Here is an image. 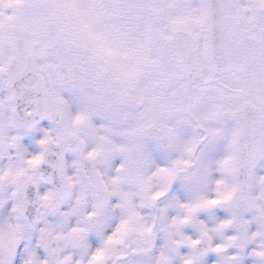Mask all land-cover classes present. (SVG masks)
<instances>
[{"label":"snow or ice","instance_id":"snow-or-ice-1","mask_svg":"<svg viewBox=\"0 0 264 264\" xmlns=\"http://www.w3.org/2000/svg\"><path fill=\"white\" fill-rule=\"evenodd\" d=\"M75 103L0 118V264H264V177L243 207L216 145H119Z\"/></svg>","mask_w":264,"mask_h":264},{"label":"rangeland","instance_id":"rangeland-1","mask_svg":"<svg viewBox=\"0 0 264 264\" xmlns=\"http://www.w3.org/2000/svg\"><path fill=\"white\" fill-rule=\"evenodd\" d=\"M50 12L59 19L61 28L74 29L78 37L89 47H95L99 51L100 59L111 68H117V76L122 75L126 68L121 62L123 56L127 58V69L129 71L139 70L137 74L141 78L140 93L143 97L153 99L157 97V103L167 107H173L179 97L177 91L179 86H185L177 77L176 63L169 50H166L163 42L158 36H151L154 29L159 30L151 20L147 7L142 0H48ZM165 18L172 26L187 31L196 49L197 65L201 75L208 74L209 68L206 57L201 49V36L204 38L205 23L204 16L199 9L197 0H187V3H178L174 0H160ZM251 4L252 0H241ZM234 13L238 10V4L233 8ZM180 14L187 15L185 19ZM43 15L37 9L33 0H0V37H9L10 31L20 29L24 36L34 44V59L37 65H44L47 61H63L61 49L51 52L46 51L43 36ZM145 27H150L151 32L147 35ZM65 59L74 68L75 76L81 72L78 60L73 52L65 51ZM243 75L239 79L246 87V92L250 93L253 100L264 109V67L262 62L254 56H246L242 65ZM71 79V82H70ZM171 79V81H170ZM96 82V81H95ZM98 83V82H96ZM74 85H78L80 90H73ZM81 77L77 79L69 78V85L64 88L65 95L77 92H88V88ZM4 91V89H3ZM0 92V101L5 93ZM61 92L62 89H59ZM95 92V91H94ZM188 91H181V103L174 111L172 117L161 118V123L174 126L178 130L185 129L186 121L185 106ZM167 99V105L164 99ZM177 98V99H176ZM90 105L93 103L89 99ZM96 102V99L94 100ZM100 102V101H99ZM111 106L117 103L111 99ZM200 105L195 110V118L202 125H208L212 118H220L219 112L214 110L211 102L199 101ZM152 109V108H151ZM216 111V112H214ZM1 112V111H0ZM73 112L81 113L79 102L74 104ZM115 115H120V109H113ZM127 117V115H125ZM137 117V116H134ZM218 124H222L218 120ZM110 128L118 129L122 132L121 141L115 142L131 148H138L150 141L137 135L138 128H126L119 124L110 125ZM191 132V126H189ZM226 135H232V130L223 129ZM183 134L177 132V136ZM117 137V136H115ZM181 139V137H177ZM118 139V137H117ZM153 145V144H152ZM179 148L178 143H174L173 150ZM177 157L179 155L175 153ZM228 165L232 164V154L227 156ZM264 164V163H263ZM257 177H264V172H257ZM257 181H259L257 179ZM258 192V190H257Z\"/></svg>","mask_w":264,"mask_h":264},{"label":"flooded vegetation","instance_id":"flooded-vegetation-1","mask_svg":"<svg viewBox=\"0 0 264 264\" xmlns=\"http://www.w3.org/2000/svg\"><path fill=\"white\" fill-rule=\"evenodd\" d=\"M44 1L48 3V0ZM233 3L236 5L238 4V10L236 13H234L233 10L232 13V41L234 46L239 50L243 62L246 56L258 57L264 52V0H252L251 4H247L241 0H235ZM155 24L159 30L154 29L151 36H158L163 42L166 50L170 52L172 34L177 28L172 27L168 21H165L161 25ZM145 29L147 35H149L148 32H151V28L145 27ZM24 41L26 43H31L27 38H24ZM79 42L81 44V50L71 47H69V49L74 52L76 57L80 58L78 64L84 75L92 79L91 91L86 99L92 101L96 99V102H93L95 104L87 106L85 109H90L93 116L100 118L98 122L102 124L105 134L109 138H112L114 135L122 134L120 130L110 128V125L113 124H119L126 128H138V136L143 135V130L147 126L159 127L158 120L161 119L162 112L159 107L152 106L154 103L149 101L150 98L148 101L143 99L140 93L141 78L137 75L140 71H129L127 69V58L123 56L121 64L126 69L122 71L121 76H117V68H111L106 65L100 59L97 48L87 46L81 39H79ZM48 49L58 50L60 48L55 49L49 47ZM11 55L10 38L0 37V92L6 87L3 71ZM56 62L61 61H47L45 64L50 78L53 76V68ZM89 73L91 75H88ZM242 75L243 72L240 75L231 72L215 76L210 69L208 74L201 75L200 72H198L195 84L186 83L190 93V97L186 103V114L188 116L187 120L191 121L193 132L178 136L174 133L170 145V148H172L174 143H178L179 148L174 150V152L177 153L179 157L184 155L185 158L187 148L189 147L199 152L200 149H206L210 144L216 145L213 158L221 162L220 167L226 174L230 175L233 180L235 168L234 157L236 151L235 142L238 136V128L227 115L233 112H240L246 106L257 107V102L253 100L250 93L246 92V87L239 80ZM51 83L52 85H56L57 88L69 85V82H67V84H57L55 80H53V82L51 80ZM78 88V86H74L73 90L77 91ZM61 92L64 93V91ZM60 97L62 98L61 93ZM112 98L115 99L114 103H117L116 107L111 106L110 101ZM86 99L80 102L85 104L87 103ZM155 99H157V97H155L154 100ZM205 100L211 102L214 110L218 107L216 111L219 112L220 116L218 119L212 118L208 125H202L195 118V110L200 105L199 101ZM159 102L161 103V100ZM174 106H176V103ZM120 107L127 111L128 117H120L119 114L115 115L114 112H112L113 109L118 111ZM129 113L137 117H130ZM164 114L172 117L174 115L173 107H168ZM218 120L222 122L221 125L218 124ZM223 129L232 130V135H225ZM260 134L262 155H264V121L261 125ZM177 137H181V139ZM230 154H232V164L228 165L227 156ZM224 161H226V163ZM258 168L259 166L252 171L250 176L248 204L245 205L243 199L239 200V204L243 207H251L255 203L253 195L250 193L253 186L255 188L257 186V179L254 181V175L257 177L256 173ZM180 170L182 171L183 168Z\"/></svg>","mask_w":264,"mask_h":264},{"label":"water","instance_id":"water-1","mask_svg":"<svg viewBox=\"0 0 264 264\" xmlns=\"http://www.w3.org/2000/svg\"><path fill=\"white\" fill-rule=\"evenodd\" d=\"M151 3V8L154 14L159 17L160 15V7L158 0H149ZM231 0H207L208 7V32L211 37V48L219 47L217 45L218 39H226L227 45L226 48L230 46V17H229V8H230ZM12 38V48L14 52V56L11 62L12 67L7 70V78L9 84L13 90V100L17 104V113L22 114V110L25 106L34 107L36 105L48 104V108H54L57 106V103L52 99L51 94L48 90V83L44 76V74L40 71L35 70L32 67L30 53L28 49L24 46V44L20 41L21 35L14 31L11 35ZM177 48V47H176ZM175 48V53L180 54L181 50ZM181 57V55H180ZM212 65L214 68H217L219 65H223L224 61H219L217 58H221L219 56L212 57ZM182 71L185 77H188L190 72L194 67V63L191 58L184 59L181 61ZM170 133V131H169ZM256 137H253L254 141ZM252 152V157L249 158L251 163H249V167L254 166L259 160V141L258 138L254 142V144L249 147ZM247 157L244 154L240 155V163L244 164ZM240 176H248L245 172H238ZM247 181L241 184V188L239 191L247 192Z\"/></svg>","mask_w":264,"mask_h":264}]
</instances>
